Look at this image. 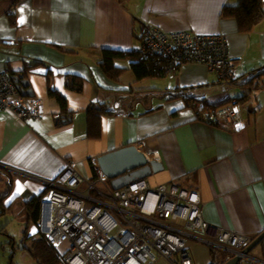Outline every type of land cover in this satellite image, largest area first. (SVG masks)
I'll return each mask as SVG.
<instances>
[{"label":"crops","instance_id":"0c3cea01","mask_svg":"<svg viewBox=\"0 0 264 264\" xmlns=\"http://www.w3.org/2000/svg\"><path fill=\"white\" fill-rule=\"evenodd\" d=\"M235 3L22 0L12 15V2L0 1V73L23 75L43 112L24 121L0 112V217H14L21 205L27 221L21 243L9 236L1 253L23 250L38 264L29 249L41 236L29 230L33 222L25 204L38 195L46 200V183L54 182L66 163L91 179L98 157L126 146L161 164L162 170L144 180L150 187L174 184L195 192L211 226L254 239L264 231V77H258L264 72V17L251 31L241 32L233 17L223 15V8ZM22 6L25 22L19 24ZM145 25L163 33L223 36L229 58L237 61L233 82L223 84L216 73L193 64L176 75L137 83L130 71L119 82L107 79L98 65L103 50L140 51ZM117 65L128 67L127 62ZM73 78L79 91L69 87ZM50 90L64 99L65 107ZM180 93L183 97L170 99ZM195 100L215 106L236 100L244 126L232 130L200 122L187 104ZM101 106L114 114L101 115L99 136L89 137L87 114ZM17 182L22 191L14 196ZM3 228L0 233L7 232ZM206 238L210 244H188L196 264H210L212 257L224 263L232 256ZM247 262L264 264V239L248 253ZM156 264L170 263L159 259Z\"/></svg>","mask_w":264,"mask_h":264},{"label":"built area","instance_id":"2783aa9c","mask_svg":"<svg viewBox=\"0 0 264 264\" xmlns=\"http://www.w3.org/2000/svg\"><path fill=\"white\" fill-rule=\"evenodd\" d=\"M9 1V13L14 14L22 0ZM140 44V53L154 57L156 67L165 61L168 73L193 64L216 73L223 84L235 78L237 61L229 58L223 36L163 33L145 25ZM237 104L233 100L211 110L209 116L219 126L240 129L244 120ZM192 105L203 107L201 102ZM1 111L11 112L20 121L43 114L40 99L22 96L7 73H0ZM46 187L50 191L40 203L37 233L58 251L63 264H156L159 259L170 264H196L188 244L191 240L210 244L207 236L233 250V256L240 258L238 264H247L243 250L254 238L208 224L195 192L174 184L150 187L144 180L113 190L99 167L91 179H85L69 162Z\"/></svg>","mask_w":264,"mask_h":264},{"label":"trees","instance_id":"16d2710c","mask_svg":"<svg viewBox=\"0 0 264 264\" xmlns=\"http://www.w3.org/2000/svg\"><path fill=\"white\" fill-rule=\"evenodd\" d=\"M235 5L226 6L223 8V15L233 17L237 21L238 30L241 32L251 31L264 17L263 1L262 0H235ZM12 14V13H10ZM13 15V14H12ZM10 15V16H12ZM13 18V16H12ZM11 18V19H12ZM144 27V26H143ZM142 27V29H143ZM142 31V30H141ZM154 57L140 53V51H118V50H103L102 57L99 61V67L105 77L111 81L119 82V78L126 72L130 71L135 82H141L146 79L163 78L169 74L167 71V63L161 61V65L156 67L153 65ZM117 62H127L128 67H122L117 65ZM177 72L173 75H176ZM261 79L264 77V72L258 75ZM78 79H71L69 87L75 90H80V83ZM233 82V81H232ZM231 82V83H232ZM250 84V83H249ZM260 84V82H259ZM258 84V85H259ZM181 91V90H180ZM49 94L56 97L59 102H62V107H65L64 99L56 92L49 91ZM175 97H183V94H174L170 99ZM192 102H201L202 108L198 109L192 105ZM187 104L194 110L196 119L202 123L217 126L216 121L209 116L211 110L226 105L222 103L219 105L208 104L203 100L191 101ZM114 111H105L103 106L97 110H90L88 112L87 126L89 137H98L100 131V118L101 115H113ZM48 187H46L47 190ZM42 195H38L30 199L26 204V210L31 222L37 224L39 217V207L42 200ZM29 251L32 253L34 259L38 261V264H62L61 257L57 251L49 246L45 240L40 237L32 240L31 248ZM210 264H223L215 262V258L212 257Z\"/></svg>","mask_w":264,"mask_h":264},{"label":"water","instance_id":"95a60500","mask_svg":"<svg viewBox=\"0 0 264 264\" xmlns=\"http://www.w3.org/2000/svg\"><path fill=\"white\" fill-rule=\"evenodd\" d=\"M11 80L22 96L32 97L34 95L29 88L28 80H25L23 75L11 76ZM96 161L100 171L109 181L113 190L121 189L137 180H145L152 173L162 170L160 163L147 159L134 146H126L109 152L98 157ZM263 239L264 231L243 250V254L248 256V253ZM239 260V256H234L227 259L223 264H238Z\"/></svg>","mask_w":264,"mask_h":264},{"label":"rangeland","instance_id":"374dc122","mask_svg":"<svg viewBox=\"0 0 264 264\" xmlns=\"http://www.w3.org/2000/svg\"><path fill=\"white\" fill-rule=\"evenodd\" d=\"M1 185V183H0ZM1 188V187H0ZM20 206L21 205H18L16 206L17 209V214L14 216V217H0V229H2L3 227H5L6 225V231L7 232H2L0 233V251L2 250V246L4 243H6L7 241L10 240L9 236H11L16 244H20L21 243V238L23 236V231L25 229V227L27 226V221H25L24 219L25 218V209L21 210L20 209ZM24 215V216H22ZM16 217V218H15ZM22 219H23V223H22ZM9 221V223L7 222ZM22 223V224H21ZM3 228V229H5ZM33 229L36 230V233H37V228H36V225L35 224H30L29 225V230L31 232H33ZM25 245H28L27 242H24ZM61 253H63V249H61ZM29 253H26L25 251L21 250V251H18V250H15L14 251V254H12L11 252H4V253H1L0 252V260H3L4 261V264H9V261L8 259H10L11 257V261L13 264H35L34 261L31 259V257L28 255ZM4 255L8 258V259H5L4 258ZM248 264V262H247Z\"/></svg>","mask_w":264,"mask_h":264},{"label":"snow or ice","instance_id":"6c2138e0","mask_svg":"<svg viewBox=\"0 0 264 264\" xmlns=\"http://www.w3.org/2000/svg\"><path fill=\"white\" fill-rule=\"evenodd\" d=\"M19 11L21 12V16H20V18H19V20H18V23H19V24H23V23L25 22V17H24V15H23V13H24V6H22V7L20 8ZM38 71H41V72H42L43 69H40V70H38ZM58 84H59V82H58ZM73 107H75V105H73ZM237 127L239 128V127H241V126L238 125ZM21 191H22V187H21L20 183L17 182L16 192H15L13 195L15 196V195L19 194V192H21ZM193 198H195V197H193ZM9 199H11V197H10ZM33 232H35V229H33Z\"/></svg>","mask_w":264,"mask_h":264},{"label":"clouds","instance_id":"9594fccd","mask_svg":"<svg viewBox=\"0 0 264 264\" xmlns=\"http://www.w3.org/2000/svg\"><path fill=\"white\" fill-rule=\"evenodd\" d=\"M231 253H232V257H234L233 256V254H234V251L233 250H230V249H228ZM232 257H230V258H232ZM229 259V258H228Z\"/></svg>","mask_w":264,"mask_h":264}]
</instances>
